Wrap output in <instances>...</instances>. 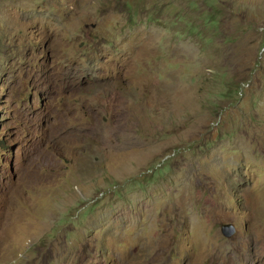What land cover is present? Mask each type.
Segmentation results:
<instances>
[{
	"label": "rangeland",
	"instance_id": "374dc122",
	"mask_svg": "<svg viewBox=\"0 0 264 264\" xmlns=\"http://www.w3.org/2000/svg\"><path fill=\"white\" fill-rule=\"evenodd\" d=\"M263 48L264 0H0V264H264Z\"/></svg>",
	"mask_w": 264,
	"mask_h": 264
},
{
	"label": "water",
	"instance_id": "95a60500",
	"mask_svg": "<svg viewBox=\"0 0 264 264\" xmlns=\"http://www.w3.org/2000/svg\"><path fill=\"white\" fill-rule=\"evenodd\" d=\"M235 233V228L231 224H225L221 227V235L225 238H231Z\"/></svg>",
	"mask_w": 264,
	"mask_h": 264
},
{
	"label": "clouds",
	"instance_id": "9594fccd",
	"mask_svg": "<svg viewBox=\"0 0 264 264\" xmlns=\"http://www.w3.org/2000/svg\"><path fill=\"white\" fill-rule=\"evenodd\" d=\"M231 225H232V224H231ZM233 226H234V225H233ZM234 228H235V226H234ZM235 232H236V231H235ZM234 234H235V233H234ZM233 236H234V235H233ZM233 236H232V237H233ZM232 237H231V238H232ZM224 238H225V237H224ZM226 239H230V238H226Z\"/></svg>",
	"mask_w": 264,
	"mask_h": 264
},
{
	"label": "built area",
	"instance_id": "2783aa9c",
	"mask_svg": "<svg viewBox=\"0 0 264 264\" xmlns=\"http://www.w3.org/2000/svg\"><path fill=\"white\" fill-rule=\"evenodd\" d=\"M263 51H264V48H263Z\"/></svg>",
	"mask_w": 264,
	"mask_h": 264
}]
</instances>
